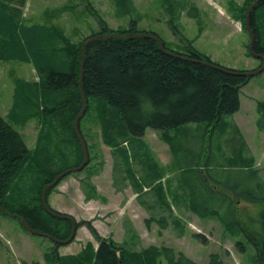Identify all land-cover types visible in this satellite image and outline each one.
I'll list each match as a JSON object with an SVG mask.
<instances>
[{"label": "trees", "instance_id": "trees-1", "mask_svg": "<svg viewBox=\"0 0 264 264\" xmlns=\"http://www.w3.org/2000/svg\"><path fill=\"white\" fill-rule=\"evenodd\" d=\"M253 1H245L239 11L244 30L246 9ZM26 2L0 0V61L30 64L36 74V81H15L8 120L0 115V207L22 218L54 244L45 255L47 264H197L183 252L166 246L128 251L110 238L99 236L88 221L76 223V228L85 225L97 247L87 242L76 254L57 255L55 249L69 237L71 222L49 215L40 194L58 174L82 161L81 145L73 129V121L82 108L81 94L86 109L78 129L86 148L80 122L95 104L102 144L119 160L137 202L150 210L146 228L155 223L158 231L171 226L179 237L184 234V225L174 215L161 181L165 173L143 143V135L149 129L160 132L167 143L177 170V188L186 193L184 202L193 215L219 217L228 233L238 236L244 234V228L235 216L233 204L238 202L232 203L228 190L261 205L259 218L252 225L257 241L249 235L247 239L254 247L258 264H264V183L255 176L253 157L232 121L240 108L239 90L251 78L240 74L247 70L219 66L189 43L183 52L171 56L164 52L171 50L163 41L164 51L154 39L142 37H111L88 43L80 70L81 48L88 37L108 33L157 35L139 31L135 23L126 29L112 30L86 5L99 29L72 42L57 25L24 21ZM164 2L171 6V0ZM114 4L118 14L133 9L131 0H114ZM249 22L252 52L264 58V0L253 7ZM249 56L253 57L250 53ZM255 59L261 65V60ZM255 112V126L264 133V100H255ZM31 118L39 122L32 150L27 148L23 135L8 123L17 127ZM52 133L62 136L61 143L68 146L72 163L67 162V153L59 149L55 153ZM90 162L88 151L87 164ZM225 167L227 171L223 172ZM231 168L242 171L232 173ZM53 188L46 191L47 205V195ZM27 193L31 194L29 199ZM177 199V194L171 197L172 202ZM214 204H218L217 209ZM208 264H223L221 255L210 253Z\"/></svg>", "mask_w": 264, "mask_h": 264}, {"label": "rangeland", "instance_id": "rangeland-1", "mask_svg": "<svg viewBox=\"0 0 264 264\" xmlns=\"http://www.w3.org/2000/svg\"><path fill=\"white\" fill-rule=\"evenodd\" d=\"M245 1L171 0L169 6L164 0H131L133 9L126 14H118L114 0H27L23 19L27 23L57 25L72 42H78L99 29L96 19L90 14L92 12L110 29L122 30L135 23L139 31L157 34L171 51L183 52L189 43L219 66L249 71L258 69L260 62L249 56V37L241 25L239 11ZM17 79L36 81L31 65L0 61V115L5 120H8L7 112L12 104ZM239 98L241 110L235 118L245 133L250 155L254 159L255 176L264 183V133L255 130L253 121L256 117L255 100H264V71L251 77L240 88ZM99 120L95 104H92L80 122L91 162L83 170L64 177L57 187L50 190L47 202L52 209L70 215L76 222L90 221L99 236L110 238L128 251L139 252L150 245L166 246L183 252L197 264H208L210 253L220 254L223 264H258L247 235L257 241L252 225L263 208L228 190L227 197L232 203L238 202L233 204L235 216L244 228V234L238 236L230 235L219 217L198 218L193 215L184 202L186 193L177 188V170L167 143L160 132L149 129L142 140L165 173L167 183L163 182L164 190L174 215L184 225V234L179 237L171 226L158 232L155 223L146 228L145 219L149 218L150 210L147 205L136 201L119 160L112 155L110 148L102 144ZM8 123L23 135L27 148L32 150L38 137V119L31 118L17 127ZM192 133L190 131L189 135ZM50 140L57 147L55 153L58 149L67 153V162L72 163L68 146L61 143L62 136L52 133ZM226 168L223 172L227 171ZM231 170L232 173L242 171ZM174 194L179 196L177 202L171 201ZM30 195L26 194L27 199ZM217 205L214 204L215 209ZM87 242L97 246L94 236L86 226L81 225L74 239L56 248L55 252L57 255H73ZM54 247L47 238L23 229L16 218L0 213V264H47L45 255Z\"/></svg>", "mask_w": 264, "mask_h": 264}, {"label": "water", "instance_id": "water-1", "mask_svg": "<svg viewBox=\"0 0 264 264\" xmlns=\"http://www.w3.org/2000/svg\"><path fill=\"white\" fill-rule=\"evenodd\" d=\"M260 1H262V0H255V1H253L250 4V6L246 10L245 21H244V25H245L246 31L248 32L249 38H250L249 45H248V50H249L250 54L253 55V57L260 59L261 62H262V65H261V67L259 69L254 70V71H248V72L240 73L241 75H243L245 77H248V78L257 75V74L261 73L264 70V58L261 57V56H259V55H254L253 52H252V48L251 47H252V42H253V33H252L251 28H250V22H249L251 10ZM111 37H118V38H121V39H126V38H131V37L151 38V39H154L158 43L159 48L162 51H164L163 45H162L161 41L157 37H155L153 35H148V34H138L137 33V34H132V35H118V34H115V33H109V34H106V35H98V36H94V37H89L83 43L82 48H81V54H80V70L82 69V64H83V59H84L85 49H86L87 44L90 43V42H92V41L101 40V39H107V38H111ZM164 52L166 54H168V55H171V56L175 55L174 53H170V52H166V51H164ZM204 64H206V65H208L210 67L219 69L221 71L227 72L225 69L219 68L217 66L210 65L208 63H204ZM80 83H81V80L79 79V85H80ZM80 93H81V90H80ZM81 97H82V108L80 109L79 113L77 114V116L75 117V119L73 121V129H74V132L76 134V137H77V139H78V141H79V143L81 145V149H82V161H81V163L77 167H73V168L67 169V170L61 172L60 174H58L52 180V182L48 183L42 189L41 194H40L41 204L44 207L45 211L49 215H52V216L57 217V218L69 220L71 222L70 235H69V237L66 240H61L60 241L61 243H69V242H71L73 240L74 234H75V230H76L75 222H74V220L70 216L58 214V213H55L52 210H50L49 207L46 204L45 194H46V191L47 190H49L50 188L54 187L66 175H68L70 173H73V172L81 171L87 165V163H88V151H87L86 145H85V143L83 141V138L81 137V135L79 133V129H78L79 119L84 114L85 109H86V101H85V98H84V96L82 94H81ZM0 211L3 214H5V215H7L9 217L17 218L19 220V222L21 223V225L23 226V228L26 231H28V232H30V233H32L34 235L45 236V235H43L41 233H38V232L34 231L22 218L18 217L17 215L10 214L6 210L2 209L1 207H0Z\"/></svg>", "mask_w": 264, "mask_h": 264}, {"label": "crops", "instance_id": "crops-1", "mask_svg": "<svg viewBox=\"0 0 264 264\" xmlns=\"http://www.w3.org/2000/svg\"><path fill=\"white\" fill-rule=\"evenodd\" d=\"M240 110H241V99H240V108H239V110L233 115L234 117H232V121H233V123L235 124V126L239 129L240 133H241L242 136H243V139H244L246 145L248 146V142H247V140H246L245 133L242 131V127H240V124L236 121V118H235L236 115L240 112ZM254 120H255V118H254ZM254 128H255V126H254ZM248 147H249V146H248Z\"/></svg>", "mask_w": 264, "mask_h": 264}]
</instances>
